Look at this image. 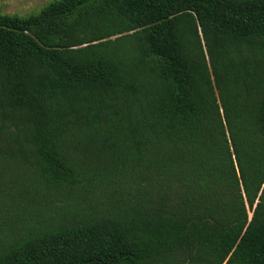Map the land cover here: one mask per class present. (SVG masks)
Segmentation results:
<instances>
[{
	"label": "trees",
	"instance_id": "1",
	"mask_svg": "<svg viewBox=\"0 0 264 264\" xmlns=\"http://www.w3.org/2000/svg\"><path fill=\"white\" fill-rule=\"evenodd\" d=\"M0 264H264V0L0 14Z\"/></svg>",
	"mask_w": 264,
	"mask_h": 264
},
{
	"label": "rangeland",
	"instance_id": "2",
	"mask_svg": "<svg viewBox=\"0 0 264 264\" xmlns=\"http://www.w3.org/2000/svg\"><path fill=\"white\" fill-rule=\"evenodd\" d=\"M51 1L53 0H0V14L26 17L39 12Z\"/></svg>",
	"mask_w": 264,
	"mask_h": 264
}]
</instances>
